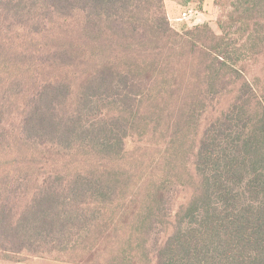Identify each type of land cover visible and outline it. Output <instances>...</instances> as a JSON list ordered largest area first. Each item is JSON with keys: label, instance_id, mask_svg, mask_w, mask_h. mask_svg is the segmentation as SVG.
Masks as SVG:
<instances>
[{"label": "trees", "instance_id": "1", "mask_svg": "<svg viewBox=\"0 0 264 264\" xmlns=\"http://www.w3.org/2000/svg\"><path fill=\"white\" fill-rule=\"evenodd\" d=\"M138 1L0 0V86L4 87H0V150L21 141L66 157L80 154L93 165L87 172L86 168L74 174L62 171L33 187L22 179L0 180V257L141 264L140 256L146 252L142 223L131 227V206L119 199L120 182L114 183L111 175L129 137L126 114L140 101L136 78L108 64L87 77L73 107L70 88L63 83H44L25 106L7 98L9 94L4 96L20 80L19 70L34 61L33 53L19 50V45L48 27L37 21L23 28L11 18L31 20L39 9L48 19L53 14H83L81 45L86 52V37L96 18L117 24L114 19L122 15L121 9L131 6L128 22H132L139 6L149 7L157 0ZM240 7L239 19L250 40L259 34L257 45L264 49V33L259 32L261 25L264 28V0H242ZM154 14L150 36L165 37L171 31L168 18L163 12L159 19L158 9ZM234 16L227 19L237 25L240 20ZM225 23L218 22L221 36L207 25L195 28L196 41L221 64ZM129 26L124 33L134 38L138 29ZM20 29L25 38L10 37ZM247 90L249 94L243 95L247 100L236 102L207 128L196 157V192L157 248L155 264H264V98L259 96L261 90ZM154 217L150 214V221Z\"/></svg>", "mask_w": 264, "mask_h": 264}, {"label": "rangeland", "instance_id": "2", "mask_svg": "<svg viewBox=\"0 0 264 264\" xmlns=\"http://www.w3.org/2000/svg\"><path fill=\"white\" fill-rule=\"evenodd\" d=\"M241 4L242 0H157L149 7L139 6L132 22H128L132 7L126 6L114 19L117 24L95 19L86 37V52L81 45L83 14H53L48 19L39 9L33 11L31 20H10L22 27L37 21L42 26L48 24L42 34L19 45V50L33 53L34 61L29 68L19 70L20 80L4 92L18 105L25 106L44 83L51 82L67 85L70 105L76 106L87 77L108 64L136 78L140 101L126 114L129 137L111 175L114 183L120 182L119 199L131 206V227H137V221L142 223L146 252L140 256L141 264H155L157 248L172 233L178 212L196 192V157L207 128L236 102L247 100L248 96L243 97L249 94L247 89L261 90L259 96L264 98V49L257 45L260 35L250 40L248 28L239 19ZM187 7L202 13L200 23L180 20ZM157 9L159 19L165 12L170 24L171 31L165 37L150 36ZM230 14L240 20L237 25L227 19ZM221 19L228 23L226 46L221 49L224 64L204 51L195 37V28L204 25L217 36L223 35L218 25ZM130 23L138 29L134 38L124 33ZM262 26L259 32L264 33ZM20 30L10 37L25 38ZM91 163L80 154L66 157L35 144L14 142L0 150V180L22 179L33 187L62 171L74 174L86 168L87 172L93 167ZM152 213L153 225L149 219ZM57 260L55 256L0 257V264H67Z\"/></svg>", "mask_w": 264, "mask_h": 264}, {"label": "built area", "instance_id": "3", "mask_svg": "<svg viewBox=\"0 0 264 264\" xmlns=\"http://www.w3.org/2000/svg\"><path fill=\"white\" fill-rule=\"evenodd\" d=\"M180 20L193 21L194 23H200L202 21V13L194 7H187L182 13Z\"/></svg>", "mask_w": 264, "mask_h": 264}]
</instances>
